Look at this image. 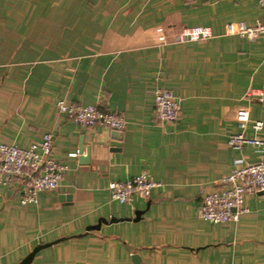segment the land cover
I'll list each match as a JSON object with an SVG mask.
<instances>
[{"label": "crops", "instance_id": "0c3cea01", "mask_svg": "<svg viewBox=\"0 0 264 264\" xmlns=\"http://www.w3.org/2000/svg\"><path fill=\"white\" fill-rule=\"evenodd\" d=\"M263 17L257 0H0V142L28 147L51 131L68 165L36 205L20 203L19 183L0 186V264L41 245L28 264H264V192L246 196L237 222L198 215L236 159H259L227 140L264 122V35L228 34L226 24ZM200 24L213 35L175 40ZM156 86L179 98L174 122L155 116ZM59 99L122 112L126 126L113 138L61 113ZM143 171L160 183L148 198L111 199L110 181Z\"/></svg>", "mask_w": 264, "mask_h": 264}, {"label": "built area", "instance_id": "2783aa9c", "mask_svg": "<svg viewBox=\"0 0 264 264\" xmlns=\"http://www.w3.org/2000/svg\"><path fill=\"white\" fill-rule=\"evenodd\" d=\"M264 8V0H257ZM158 40L165 41L163 27H158ZM228 34H239L253 38L264 35V17L255 24L245 21H229L226 24ZM213 35L210 25L186 26L175 36L178 42L196 41ZM259 98L261 92L252 91ZM154 94V113L161 122H174L180 115V100L170 88L156 86ZM58 110L75 122L84 126H105L111 129L123 130L126 118L122 112L100 107L96 104L71 103L64 99L56 102ZM249 107L240 105L236 109V119L239 126L245 128L249 122ZM254 135L243 132L231 133L227 144L237 150H243L246 145L255 147L259 159L249 163L243 158L236 159L230 173L222 180L219 188L204 194L198 215L202 220L220 224L237 222L241 215L248 212L245 204L247 195L264 192V122L256 120L252 123ZM54 134L47 131L41 138L28 147L0 142V186L12 187L15 183L21 185L22 205H36L39 193L56 190L63 179L68 165L57 160L54 155ZM79 152L71 153L76 157ZM160 183L143 171L125 181H110L107 190L112 200L122 204H131L136 197L148 198L153 188Z\"/></svg>", "mask_w": 264, "mask_h": 264}, {"label": "water", "instance_id": "95a60500", "mask_svg": "<svg viewBox=\"0 0 264 264\" xmlns=\"http://www.w3.org/2000/svg\"><path fill=\"white\" fill-rule=\"evenodd\" d=\"M122 130H117V129H114V132L115 133H112V137L113 138H117L118 139V134L121 132ZM115 146H117V145H115ZM80 152H81V150H80ZM139 212H137L136 213V215H137V217L139 216ZM136 217V218H137ZM116 219H114L113 221H115ZM104 222H106L105 220H104ZM100 224H101V221H99V223H98V225H96V226H90V227H88V230H91V229H98L99 227H100ZM46 245H41V246H38V247H36L20 264H28V263H30L31 262V260L33 259V257H34V255L36 254V252L40 249V248H42V247H45ZM134 260L135 261H139L140 260V257L138 256V255H134Z\"/></svg>", "mask_w": 264, "mask_h": 264}]
</instances>
